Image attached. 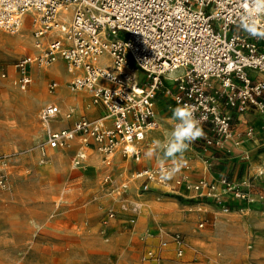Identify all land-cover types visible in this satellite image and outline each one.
I'll return each mask as SVG.
<instances>
[{
	"label": "built area",
	"instance_id": "built-area-1",
	"mask_svg": "<svg viewBox=\"0 0 264 264\" xmlns=\"http://www.w3.org/2000/svg\"><path fill=\"white\" fill-rule=\"evenodd\" d=\"M29 14L37 26L39 52L16 61L13 82L26 89L34 65L63 61L71 75L70 91L89 92L92 104L104 109L101 117L89 119L77 116L76 107L63 111L57 103L45 104L40 120L50 149L77 141L107 156L120 151L140 161L139 144L159 127L160 95L169 96L171 114L177 106L191 105L197 118L206 117L205 137L190 145L203 151L231 154L240 143L235 125L245 124L244 136L251 139L254 129L246 116L255 111L264 116V10L258 0H0V29L17 33ZM51 30H57L56 38L46 35ZM0 76L9 74L0 68ZM58 86L55 81L50 89ZM74 118L71 127L57 128ZM84 159L80 151L74 162L80 165ZM168 170L137 172L142 191L151 183L165 185L170 176H162ZM182 182L222 204L214 182ZM221 184L224 192L250 201L226 177ZM222 209L229 212L226 205ZM174 241L181 244L182 239L177 235ZM148 257L154 258L151 252Z\"/></svg>",
	"mask_w": 264,
	"mask_h": 264
},
{
	"label": "rangeland",
	"instance_id": "rangeland-1",
	"mask_svg": "<svg viewBox=\"0 0 264 264\" xmlns=\"http://www.w3.org/2000/svg\"><path fill=\"white\" fill-rule=\"evenodd\" d=\"M36 28L29 19L15 34L0 29V68L9 74L0 76V264H264V220L245 210L254 201L213 213L198 209L199 203L214 204L213 198L198 196L194 202L189 196L196 191L186 183L185 190L193 192L186 196L169 182L142 191L139 170L171 169L146 157L152 144L140 146L138 163L90 146L76 165L82 147L77 141L48 148L40 111L57 98L66 108L75 94L68 80L56 76V63L34 65L26 89L13 82L16 61L36 53ZM56 31L46 35L56 38ZM23 34L29 45L13 43ZM55 81L59 87L53 91ZM163 107L161 102L158 109ZM171 117L161 110L159 127L170 132ZM177 235L181 244L174 241Z\"/></svg>",
	"mask_w": 264,
	"mask_h": 264
},
{
	"label": "crops",
	"instance_id": "crops-1",
	"mask_svg": "<svg viewBox=\"0 0 264 264\" xmlns=\"http://www.w3.org/2000/svg\"><path fill=\"white\" fill-rule=\"evenodd\" d=\"M29 19H32V23L34 24L33 16L31 17V14H29L25 17L26 21L24 22V25H26ZM35 50L36 53L39 52L38 49ZM56 64L57 65L54 69L55 74H57L56 76L62 79L65 78L69 81L71 79V75L67 72L64 74V71H66L65 63L63 61H59ZM67 89L70 93L75 94V97L66 108L64 107L62 100L59 98L50 102L57 103L63 111L68 110L70 107H76L77 116L84 115L89 119H96L104 114V109L101 106L92 104L89 92L84 90L71 92L68 86ZM79 92H81V94H78ZM159 98H162L163 100H158L157 102L156 110L158 114L161 110L164 114L170 113L166 109L169 96L160 95ZM161 102L164 103V107L159 110L158 106H160ZM165 119H170V117H166ZM74 120L75 118L72 120H62L57 125V128L71 127ZM246 120L254 129V136L251 139H246L244 136L246 125H240L237 123V125H235V136L238 140H240V143L233 146L231 154L228 155L225 152L218 151L214 148H210L205 151L200 149V152L195 153L190 147L185 152L183 161L178 165H173L170 160L165 162V164H168L171 169L174 167L178 169L170 175L168 182L171 183L173 187L178 188V193L182 192L183 195H185L193 192H188L187 189L185 190V184H183L184 182L179 183L181 178H186L189 181L194 182L206 179L209 182L215 183L217 192L221 193L223 205H238L240 202H243L242 200L247 202L248 200L246 199L234 197L232 192H224L221 179L226 177L228 181L235 185L238 190L245 192L250 201L255 202L250 208L245 207V210L250 211L252 215H258L260 219L264 220V116L255 111L248 114L246 116ZM169 133L170 132L167 128L159 127L158 131L148 133L145 141L139 144V148L142 144L146 146L151 145L155 140H164L167 138ZM83 150L84 148L81 147L80 151ZM118 153L121 152L117 151L115 154ZM246 153H248V157L245 156ZM131 159L136 163L141 162V159L140 161H136L134 158ZM144 169L146 168L144 167ZM153 185H157V183H151V189H153ZM189 198L194 199L193 201L196 202V199L199 198L198 193L196 192L195 194L190 195ZM173 201L174 203H179L181 199L174 198ZM213 203L214 204L211 202H203L202 204L199 203L200 206L198 209L201 211L203 207H206L207 210L213 213H217V211H220L219 209H221V211L223 210V205L221 203L214 199Z\"/></svg>",
	"mask_w": 264,
	"mask_h": 264
},
{
	"label": "clouds",
	"instance_id": "clouds-1",
	"mask_svg": "<svg viewBox=\"0 0 264 264\" xmlns=\"http://www.w3.org/2000/svg\"><path fill=\"white\" fill-rule=\"evenodd\" d=\"M262 10H264V0H258ZM196 107L191 105L177 106L172 109L171 119L175 122L172 130L164 140H155L145 155L149 159L155 158L163 166L166 161H171L173 165H178L184 159L185 152L190 145L199 138L205 137L203 121L206 117L197 118ZM176 167L168 170V178L177 171Z\"/></svg>",
	"mask_w": 264,
	"mask_h": 264
},
{
	"label": "bare ground",
	"instance_id": "bare-ground-1",
	"mask_svg": "<svg viewBox=\"0 0 264 264\" xmlns=\"http://www.w3.org/2000/svg\"><path fill=\"white\" fill-rule=\"evenodd\" d=\"M26 21V20H25ZM25 26V25H24ZM24 29V28H23ZM1 32V31H0ZM13 43H20L21 45H29L30 39L27 34H23L19 37V39H16ZM87 158V157H86Z\"/></svg>",
	"mask_w": 264,
	"mask_h": 264
}]
</instances>
